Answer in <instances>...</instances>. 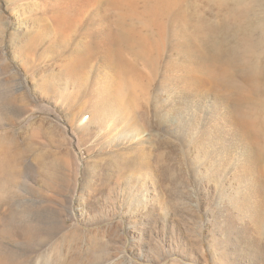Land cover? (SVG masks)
<instances>
[{"label": "rangeland", "instance_id": "obj_1", "mask_svg": "<svg viewBox=\"0 0 264 264\" xmlns=\"http://www.w3.org/2000/svg\"><path fill=\"white\" fill-rule=\"evenodd\" d=\"M171 1L0 0V264H264V192L247 189L264 186V59L232 95L255 155L217 171L159 111L177 80L217 94L198 58L234 45L247 12ZM120 27L154 65L110 44Z\"/></svg>", "mask_w": 264, "mask_h": 264}, {"label": "bare ground", "instance_id": "obj_2", "mask_svg": "<svg viewBox=\"0 0 264 264\" xmlns=\"http://www.w3.org/2000/svg\"><path fill=\"white\" fill-rule=\"evenodd\" d=\"M167 4L171 5L172 1L167 0ZM233 5L244 7L247 12L237 42L229 48H225L219 42H213L211 54L205 53L198 58L201 64L200 71L205 76L202 77L203 81L218 85L219 89H214L217 94L211 93L207 88L200 89L202 85L194 86L186 78L182 80L183 82L174 81L171 87L167 85L168 89L166 83L164 85L166 98L160 113L158 112L174 135L186 141L193 139L204 141L211 149L210 157L213 159L214 168L215 163L217 164V171H220V166L224 162L229 166L233 165V154L237 156L241 149L246 153L244 160L238 159L242 168H245L249 159L255 155L250 142L251 135L255 134L251 129L253 126L248 125L245 112L242 110L244 105L241 103L244 101L239 102L232 95L237 90L247 91L244 88L245 84L237 81L235 77L240 76L248 84L253 85L262 74L260 62L264 59V0H234ZM109 42L129 43L139 47V53L154 65L153 60L148 58L151 52L146 42L141 38L132 37L128 30L120 27L111 35ZM242 52L245 56L239 58L238 53ZM241 58L243 63L238 67L236 60ZM224 65L226 74L211 72V68L218 70ZM223 149L226 153H223ZM244 173L245 177H248L249 172L244 170ZM250 181L247 189L256 198L264 192V186H255L251 179ZM250 212L252 220H255L254 217L261 218L259 209Z\"/></svg>", "mask_w": 264, "mask_h": 264}]
</instances>
